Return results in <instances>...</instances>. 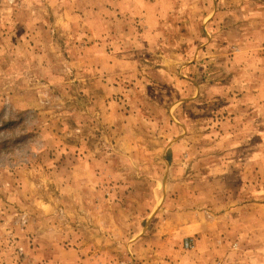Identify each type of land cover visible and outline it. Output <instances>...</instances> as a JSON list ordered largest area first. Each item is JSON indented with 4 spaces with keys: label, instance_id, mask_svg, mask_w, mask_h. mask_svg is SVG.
<instances>
[{
    "label": "rangeland",
    "instance_id": "rangeland-1",
    "mask_svg": "<svg viewBox=\"0 0 264 264\" xmlns=\"http://www.w3.org/2000/svg\"><path fill=\"white\" fill-rule=\"evenodd\" d=\"M249 203L264 0H0V264H264Z\"/></svg>",
    "mask_w": 264,
    "mask_h": 264
},
{
    "label": "crops",
    "instance_id": "crops-1",
    "mask_svg": "<svg viewBox=\"0 0 264 264\" xmlns=\"http://www.w3.org/2000/svg\"><path fill=\"white\" fill-rule=\"evenodd\" d=\"M238 139H241V138L238 137ZM234 162L235 163H231V161H230V163L227 164V168H229V171H232V172L233 171H237V172L238 171H241L240 170V167H241L242 163L240 161V158L238 157V160H234ZM237 210L238 211H233L232 209L231 210H228L225 213V216L227 215L229 218L236 219L237 217L234 216V214H232V213L238 212V217H241L240 216L241 214H242L243 217H245V214L248 213L250 210H252L253 213H257V214L263 215L261 217H264V204H260V203H249V204H245L244 207H241V208H239Z\"/></svg>",
    "mask_w": 264,
    "mask_h": 264
},
{
    "label": "built area",
    "instance_id": "built-area-1",
    "mask_svg": "<svg viewBox=\"0 0 264 264\" xmlns=\"http://www.w3.org/2000/svg\"><path fill=\"white\" fill-rule=\"evenodd\" d=\"M183 246L186 250L192 249V241L190 239H186L183 243ZM221 264V263H216Z\"/></svg>",
    "mask_w": 264,
    "mask_h": 264
}]
</instances>
